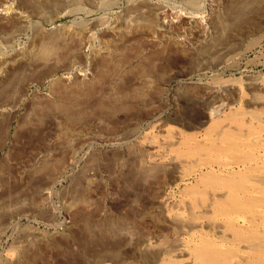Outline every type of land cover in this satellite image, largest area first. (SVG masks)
Returning a JSON list of instances; mask_svg holds the SVG:
<instances>
[{"label":"rangeland","instance_id":"1","mask_svg":"<svg viewBox=\"0 0 264 264\" xmlns=\"http://www.w3.org/2000/svg\"><path fill=\"white\" fill-rule=\"evenodd\" d=\"M51 1L9 0L4 11L18 5L30 11L27 25L0 16L1 53L51 59L46 66L13 64L0 76V264H156L150 245L182 260L172 250L182 233L158 212L157 192L143 182L170 175L156 160L176 155L170 144L176 129L209 127L210 120L187 128L205 116L197 114L207 87L235 80L243 89L213 121L253 107L245 82L249 75L264 79V0L236 24L225 13L217 47L194 62L189 46L153 35L155 8L183 10L180 0ZM129 3L147 7L148 17L123 25L116 47L96 56L116 41L107 25ZM208 7L201 4L203 16ZM91 18L106 25L83 47ZM255 92L264 97V89ZM255 109L264 112L262 104ZM196 180L184 178L181 188Z\"/></svg>","mask_w":264,"mask_h":264},{"label":"bare ground","instance_id":"2","mask_svg":"<svg viewBox=\"0 0 264 264\" xmlns=\"http://www.w3.org/2000/svg\"><path fill=\"white\" fill-rule=\"evenodd\" d=\"M261 1L180 0L183 10H174L169 4L155 8L159 21L155 24L154 31H151L155 38L156 35H169L176 40V43L189 46L195 53L193 57L195 59L192 58L194 62L207 52L211 53L210 51L217 47V33L225 28L222 22L223 18L227 19L226 16L223 17L225 13L226 15L231 14L232 18L230 19L234 24L238 20L239 14L252 12ZM8 2L9 0H0L1 18L12 17L21 26L26 24L30 19V11L19 5L17 8L9 9L10 11H4ZM202 3H207L209 6L206 8L207 10L211 9L208 16L201 14ZM125 13L123 17L119 18V21L116 20L107 25L106 30L116 38V41L106 43L102 49L95 51L96 56L100 53H110L116 47L117 41L123 35V25L129 28L134 25L139 26V23L147 15V7L129 3ZM168 15L173 16L168 17ZM104 24L95 18H91L86 25L84 24L86 39L83 42V47L92 40L94 29L98 25L103 26ZM23 52V50L12 53L0 52V76H3L7 67L13 64L32 63L46 66L51 63L49 57L38 59ZM210 65L212 67L213 64ZM263 80L261 75H249L246 78L245 87L254 94L247 100V105L253 107L239 110V112L225 113L220 116L222 119L215 121L213 119L216 115H220L224 109H227V106H231L239 100L243 89L239 86L241 84L235 80L207 87L206 93L202 97L206 103L205 109L199 115L194 113V116L196 114L197 116L205 115V119H201L199 125L196 123L187 128H200L210 120L209 127L201 131L176 129L171 142L169 141L176 155L168 159L160 157L156 160L160 170L169 172L170 175L161 174V179L164 182L160 179V183H156V180H145L143 186L147 191L154 188L157 192L154 202L158 212L164 216L167 223L175 225L182 233L175 241L172 250L183 258L174 262L166 255L167 251L164 245H150L147 251L154 255V263L264 264V112L255 109L258 105L264 106V97L255 92L264 89ZM196 90L198 89L196 88ZM142 146L146 147L147 145L143 143ZM186 177H196L197 179L190 189L181 188V183ZM177 187L180 189L177 194L170 191L172 188L175 192Z\"/></svg>","mask_w":264,"mask_h":264}]
</instances>
